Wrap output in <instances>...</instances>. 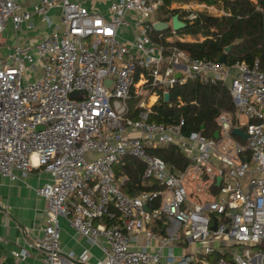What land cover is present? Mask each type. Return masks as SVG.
Returning <instances> with one entry per match:
<instances>
[{"label": "built area", "instance_id": "1", "mask_svg": "<svg viewBox=\"0 0 264 264\" xmlns=\"http://www.w3.org/2000/svg\"><path fill=\"white\" fill-rule=\"evenodd\" d=\"M162 5L109 0L106 17L76 0H38L32 13L49 27L48 12L58 8L59 24L32 43L0 41V174L49 175L34 189L46 202L40 235L28 243L41 251L36 264L63 263L58 217L102 254L93 264H264V70L257 59L227 64L164 48L150 37ZM183 7L182 21L203 7L228 14ZM30 16L17 0H0V36ZM188 80L220 83L230 95L233 110L218 112L211 135L185 132L183 118H151L159 100L184 104L170 92ZM167 147L181 167L154 154ZM123 156L140 161L141 179L158 187L126 194V175L114 171ZM183 243L196 248L173 253ZM11 254L23 259L28 251ZM68 256L84 262L87 250Z\"/></svg>", "mask_w": 264, "mask_h": 264}, {"label": "trees", "instance_id": "2", "mask_svg": "<svg viewBox=\"0 0 264 264\" xmlns=\"http://www.w3.org/2000/svg\"><path fill=\"white\" fill-rule=\"evenodd\" d=\"M172 0H164L168 5ZM214 5L222 8L227 15L216 16L205 7L196 9V17L192 20H185V25L172 32L170 29L161 31L151 30L152 40L163 45L164 48L176 47L182 50L188 57H205L211 60H218L222 54L223 47L237 39L224 55V62L227 64L235 61H243L250 64L254 59L258 60L259 68L264 70V38L262 28L264 25V0H257L254 4L251 0H183ZM159 14H166L163 20H168L170 15L185 14L181 10H168L164 6L159 7ZM178 34L188 35L194 38L193 41H179L173 39L166 41L167 35ZM199 36L204 37L200 40ZM210 36V37H209ZM171 96H179L184 104L178 108L167 106L160 100L155 105L158 114L151 118L158 122H173L183 118V130H201L205 135H211L215 129L214 118L220 110H233L230 95L224 85L220 83H200L197 80H188L182 85H176L170 92ZM194 101V103H191ZM154 154L161 157L166 163L176 162L179 167L183 165L182 157L174 147L156 149ZM143 165L140 161L131 156H123L121 161L114 166L116 174L126 175V181L121 189L132 196L141 190H151L158 186L150 180H142L141 174ZM154 205H156L154 203ZM161 221L153 226V230L161 229ZM215 257L219 253L214 254Z\"/></svg>", "mask_w": 264, "mask_h": 264}, {"label": "crops", "instance_id": "3", "mask_svg": "<svg viewBox=\"0 0 264 264\" xmlns=\"http://www.w3.org/2000/svg\"><path fill=\"white\" fill-rule=\"evenodd\" d=\"M23 8L31 13L30 20L24 22L21 28L13 33L9 25L4 29V32L0 36V41L3 43L17 42L20 44L32 43L41 38L47 31L51 30L54 25L59 24V12L58 8H52L49 10V19L51 20V26L47 27L46 23L41 18L31 11V5L38 2V0H17ZM90 12L100 14L102 16H109L108 4L109 0H76ZM163 5L168 10H181L184 11L185 5H196L192 1L172 0L168 5ZM214 8H219L215 7ZM210 11L209 9H207ZM159 11V10H158ZM153 17V22L163 21L166 14H159V12ZM211 12V11H210ZM212 13V12H211ZM213 14V13H212ZM183 15L179 16L180 20ZM182 21V20H181ZM31 23V27H28ZM172 30L170 26L167 28ZM156 31V30H155ZM119 35L122 40L128 41L131 39V33L128 29L121 27ZM167 41L174 38L182 41H193L194 38L188 35L179 36L178 34H172V36H166ZM201 39V36H199ZM181 41V40H179ZM156 42V41H155ZM49 180V175L40 168H32L26 174H20L15 172V178H8L0 174V264H36L41 251L34 246H30L28 243L33 240L34 237L40 235L39 227L44 219V211L46 202L45 200L36 195L34 189L43 182ZM59 225V243H60V257L63 261L62 264H93L96 260L101 259L102 254L94 246H89L86 241L79 236L68 224L65 218L58 217ZM161 228V227H160ZM159 231L161 229H155ZM142 239L139 238V243ZM171 249L176 255L189 254L192 248H196L195 245H188L186 243L178 246H172ZM25 249L28 251V256L20 259L12 256L11 252L20 251ZM82 250H87V257L84 262L77 261L68 256L70 252L78 254ZM215 251L213 254L207 256L208 259L215 257Z\"/></svg>", "mask_w": 264, "mask_h": 264}, {"label": "water", "instance_id": "4", "mask_svg": "<svg viewBox=\"0 0 264 264\" xmlns=\"http://www.w3.org/2000/svg\"><path fill=\"white\" fill-rule=\"evenodd\" d=\"M185 25V22L184 21H181L178 19L177 17V14H173L171 17H170V20L169 22H163V21H157V22H153L152 23V29L153 30H156V31H161V30H164V29H167L169 26L172 30H178V29H181L183 26ZM241 40L240 39H237L227 45H225L223 47V52L222 54L220 55V57L218 58V62H224V55L231 49V47L235 44V43H239ZM176 76H178V74H176ZM104 83L106 85H109L111 86L112 85V81L110 80H104ZM72 96H75V94H72ZM162 98L163 100H167L168 98V93L167 92H164L162 94ZM51 122V121H50ZM36 129H40V126L36 127ZM232 134L240 137L241 139H244L245 138V134L238 128H233L232 129ZM215 136V134H214ZM217 180H219V178H217ZM145 208V207H144ZM211 228H214V225L211 226Z\"/></svg>", "mask_w": 264, "mask_h": 264}, {"label": "rangeland", "instance_id": "5", "mask_svg": "<svg viewBox=\"0 0 264 264\" xmlns=\"http://www.w3.org/2000/svg\"><path fill=\"white\" fill-rule=\"evenodd\" d=\"M238 249L240 250L241 249V247H238ZM251 249V248H250Z\"/></svg>", "mask_w": 264, "mask_h": 264}]
</instances>
